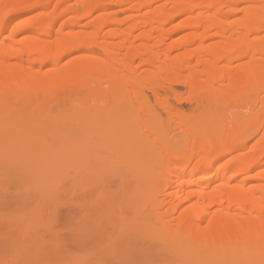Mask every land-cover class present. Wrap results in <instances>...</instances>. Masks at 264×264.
<instances>
[{
  "label": "bare ground",
  "instance_id": "bare-ground-1",
  "mask_svg": "<svg viewBox=\"0 0 264 264\" xmlns=\"http://www.w3.org/2000/svg\"><path fill=\"white\" fill-rule=\"evenodd\" d=\"M68 1L0 0V113L14 118L15 109L21 111L18 104L26 103L31 107L34 104L39 105L40 109L34 106L35 111L39 109L40 111H36L38 114L48 116L51 114L52 104L57 101L56 90L60 91L58 87H75L76 92L80 93V99L83 93L82 98L84 97L85 101L82 102V99V103L96 100L97 108H108L116 119L112 124L113 128H126L132 121L137 123L136 120H145L143 129L148 132L145 137L149 136L150 140L159 144V147L155 145L154 149L157 147L156 152L159 150L161 154L158 151L155 156L154 149H151L156 143L151 140L149 146V143L145 142L148 143L146 146H149L153 156L151 155L150 159L147 158L148 155L145 157L148 160L145 161L148 168L144 171L151 169L152 174L148 172L149 176L148 173L146 175L151 181L155 180L156 184L158 182L162 189L157 198L154 194L153 200L149 198V207L148 204L147 207L143 206V202L139 203L142 200L139 201L140 196L135 197L138 201H133L132 192L135 187L132 192L131 187L137 184L133 182L134 173H130V168L126 173L119 166L118 161L126 162V157L123 158L125 152L121 158L118 153L117 157L105 160H98L96 157L97 161H94L95 155L94 159L91 157V161L92 153L87 152L85 159L88 157L90 160L87 159L88 163L83 167L76 166L77 162L75 165H67L69 168L64 166L67 172L69 171L68 176L71 174L70 182L64 180V183L59 179L62 182L60 183L56 180L55 185L53 184V192L55 186L57 189L55 195H46L49 199L46 196L36 199L30 195L33 191L30 190V194L28 191H22L21 178H27L26 173L33 168L28 167L32 161L37 160L41 152H36L37 154L28 159L21 156L12 157V154H9L8 158L0 161V200L7 202L5 208L10 214V220L17 214L21 215L23 211L25 213L29 205H33L34 211L39 206L40 210H37L40 213L37 211V214H46V218H43L52 232L53 248L57 255L54 259L41 257L36 264H73V257L79 258L78 261L74 260L75 264H96L95 259L98 262L128 259L163 264H211L212 256L208 258L210 263H207L206 256L202 260L203 263L198 262L206 253L213 256L223 254L221 258L226 263V259L233 260L236 255L234 252H240L243 246L251 249L254 247L255 251L259 252L257 258L261 259L254 264H260L264 258V169L252 177L246 173L253 167H260L264 156V95L255 91L258 82L264 87V35H259L264 31V0H164L155 8L153 6L158 0H80L77 8L72 7ZM25 2L27 6L23 4L24 7H21L24 10L52 5L53 8L46 17L39 16L26 23L20 21L15 26L12 22L22 10L18 6ZM63 4V9L72 14L68 24L73 25V28L84 25L86 30L76 29L69 35H63L61 27H57L60 14L64 11L58 14V7L61 8ZM10 7H15L14 10L18 11L13 12L12 8L11 12ZM113 7L127 15L123 18L117 17L115 10L113 14L109 11ZM197 8L203 11H200L199 15L183 18L184 23L180 22L184 26L187 24L188 29L192 27L195 30L172 40L178 29L175 26L165 29V26L176 20L178 14L193 12ZM225 8L229 12H224ZM230 11L243 14L229 21L228 17L232 15ZM97 12L100 14L94 15ZM92 15L95 17L85 24L82 22ZM124 25L127 26L122 28ZM108 27L111 29L106 34L104 30ZM22 31L32 33L22 40L21 46L19 36ZM253 33L257 35L251 37ZM215 37L224 39L205 45L207 40ZM114 38H118L117 41H113ZM64 46H67V53L79 49H84L86 53L61 68L55 67L59 57L67 55ZM182 48L183 51L174 54L175 50ZM97 49L102 53L97 52ZM245 58L249 60L243 61ZM223 60L226 63L220 65ZM34 61L54 67L41 73V70H36L33 66ZM235 61L242 62L233 66ZM103 78L108 80L104 82ZM177 85L189 89L190 97L177 99L176 95V102L194 103L198 113L186 117L184 115L183 119V113L177 111L171 103L169 94L161 95L160 91L175 93L174 87ZM260 86L259 90L262 89ZM147 92L153 93L154 101ZM236 92L239 93V100L230 98H238ZM108 98H111L109 105L106 102ZM102 104L105 106L102 107ZM4 110L6 113H3ZM95 111L88 112V115H93L92 120L91 115L85 119L89 126L95 123V117L99 114H94ZM162 112L167 115L168 125L170 129L172 127L171 132L175 126L177 128V117L180 116L179 122L184 125L179 128L188 130L185 132L188 139L184 137L180 142H173L171 145L169 140L157 134L156 126L153 125L161 119ZM64 116L65 114L62 118ZM19 125L17 128V125H14V145H18L17 137L21 141L26 139L24 141L27 142L30 134L41 131L39 125L36 129L31 128L29 124ZM251 127V137L260 132L261 137L252 152L247 154L245 151L241 152V149L246 147V139L251 137H241L248 133ZM56 130L50 132L51 139L48 138V144L51 146H47L53 147L55 142L59 146L61 144L62 148L64 144L65 148L70 146L72 139H61L64 133L57 139L59 129ZM141 135L143 136L140 137L139 134V137L143 140L144 131ZM46 138L44 136V139ZM2 139L0 137V140ZM144 139L146 141V138ZM230 140H233L232 145L223 150L222 146ZM232 151L239 153L231 156L233 159L229 162L226 160L219 166L223 180L217 184L221 178L216 176L219 180L211 190L209 187L204 188L207 186H204V183L210 181L202 179V185L200 177L197 180L195 177L181 178L180 182L177 178L172 180L173 172L178 170L181 175H192L197 171L209 173L220 159L226 156L225 153ZM63 158L65 160V156ZM143 161L138 160V168ZM7 163L20 164L18 169L11 173H15L14 176L10 174V170L14 168L8 170ZM140 168L143 171L142 167ZM189 170L191 171L188 172ZM158 176L161 178L158 179ZM210 180L214 181L213 178ZM209 184L212 183H208V186ZM144 185L145 183H142L143 187ZM185 189L189 190H186L188 200L185 201L186 196L185 199L182 197V203L186 204L189 199L192 201L182 209L179 194L182 192L180 195H183ZM56 192H59V195L66 194L65 197L63 195L64 199L57 201ZM49 196H54L55 199L50 200ZM131 197L132 205L129 201ZM132 201L137 205H133ZM177 202L181 203L180 208ZM38 215L36 219H39ZM9 221H4L7 227L13 225ZM69 227L74 230L67 231ZM0 228L3 230L4 226L0 224ZM3 236H0V248H4V243L10 238H7V234ZM63 252L70 253L69 256L72 257L63 256ZM212 264L221 263L214 259Z\"/></svg>",
  "mask_w": 264,
  "mask_h": 264
},
{
  "label": "rangeland",
  "instance_id": "rangeland-1",
  "mask_svg": "<svg viewBox=\"0 0 264 264\" xmlns=\"http://www.w3.org/2000/svg\"><path fill=\"white\" fill-rule=\"evenodd\" d=\"M79 1L80 0H69L68 3L72 7L77 8L80 4ZM162 2H164V0L156 1L153 8L157 7L158 4H160ZM23 4L27 6V3L25 2V3H21V6H18V8H21ZM24 5H23V7H24ZM63 7H64V4L61 6V8H60V6L58 7V9H59L57 11L58 14L61 13L65 9V8L63 9ZM12 8L13 7L9 8V9H11V12H12ZM52 8H53V5L51 7L50 6L49 7L43 6V7H40L38 9H30V10L28 9L29 11L27 9L24 10L23 8H21L24 11L21 10L22 13L20 12V14L18 15V18L15 19L16 22L14 20L12 23L15 24V26H17V22L20 23V21H21V23H26V22H31V21L35 20V18H37L39 16L46 17L48 15V13H50ZM14 9H15V7L13 8V12L18 11V10H14ZM113 10H115V12ZM109 11L110 12L112 11L111 12L112 14L114 12V14L117 17L119 16V18H121V17L123 18L127 15L121 11H116V7H113ZM200 11H203V9L197 8V9L193 10V12L187 11V12H184L183 14H178V16L176 17V20L172 21L171 23H168V25L165 26V29L166 28H174V26L177 27L178 32L173 37L172 40L178 39V37H180V35L183 36L184 35L183 33H186V32L190 33V31L195 30V28H192V27H189V29H188V25L186 23L185 24H186L187 28H186V26H184V24H181V23L185 22V20H183V18L185 19V17L191 16V15L196 16ZM99 12L94 13V15L97 16V14H100ZM224 12H229V10L226 9ZM70 13L71 12H69V11L66 12L64 10L62 12L63 15L60 14L61 16L59 18L57 27L58 28L61 27L63 35H69V34H71L72 30L74 31L76 29L86 30L83 23L85 24L87 21H89L90 19L95 17L94 15H92V16H90V17H88L82 21L83 23H81V24L83 26L73 28L74 27L73 25L68 24V23H70L69 22L70 16L72 17V14L70 15ZM231 13H232V15H229L227 13V15H229V17H228L229 21L237 19L238 17H241V15L243 14V12H237V11L231 12ZM65 14H67V15H65ZM66 21H68V22H66ZM13 24L11 25L12 28L14 26ZM126 26L127 25H124V27H122V28H125ZM110 27L115 28L116 26L115 27L110 26ZM110 27H108L104 30L106 34L108 33V30L111 29ZM7 31H9V29H7ZM31 33L32 32H30V31H25V32L22 31V33L19 36V40H21V46H22V40L28 38L31 35ZM255 35H257V34L253 33V35L251 37H253ZM259 35L260 36L264 35V31ZM43 38H45V37H43ZM117 39L118 38H116V39L114 38V40L113 39H111V40L117 41ZM220 39H222V38L221 37H215L211 40L209 39L206 41L205 45L206 44L210 45V43L220 41ZM223 39H224V37H223ZM68 46H69V44H68ZM66 47L67 46H64V48H66ZM83 50L81 51V49H79V51L75 50L72 53L71 52L67 53V48H66L65 53H67V55L63 54L62 58L60 56L58 59L59 62L57 63V65L55 67L61 68L65 65H67L70 61L74 60L75 58L82 57V55L86 53V51L85 50L83 51ZM180 50L183 51L184 48L175 50L174 54L179 53ZM96 51L102 53L98 49ZM248 60H249V58L243 59V61H248ZM241 62L242 61H235L233 66L238 65ZM220 63H221L220 65H223L224 63H226V61L223 60ZM33 66L35 67L36 70L37 69L41 70V73H44L45 71H49L50 69H52L54 67L50 64H46V63L42 64V63L37 62V61H34ZM106 79L107 78H103L102 80L105 82ZM258 83H256L257 86H255L256 87L255 91L259 95H264V89H263L264 87H262L263 86V85H261L262 83H259L261 86ZM66 86H69V85H66ZM259 86H260V89L262 87L261 90H259ZM61 87H58V88H60V91L56 90L57 101H55L52 104V106H51L52 108L50 109L51 114L48 116L41 115L40 113L38 114L36 112L40 109L39 105L34 104L31 107L26 103H24V104L19 103L18 104V106L21 108V111H18L15 109L14 114L12 113L14 115V118L11 117L12 119L9 116H4V114L0 113V117H1V119H0V137L3 138L2 140H0L1 141L0 142V161H1V159L4 160V158L5 159L8 158L7 156L9 154H12V157L21 156V158L28 159V158L34 156L35 154H37L36 152H38V153L41 152V155L38 156L37 160L32 161L31 165L28 167V169H31V167H33V168L29 171L27 169V171L29 172L28 174L26 173V175H28L27 178L24 176H23L24 179L21 178V180H23V181H21L22 191L23 190L26 192L28 191L29 194H30V190H31V192L33 191L34 193L32 192V194H30V195H33L34 197H36V199L39 196L40 197L46 196V195L48 196V195H51L52 193H53V195H55L54 192H55L56 186H55L54 192H53V187L55 185V181L58 180L57 182H59L61 180L62 182H64V180H65L66 182H70L71 181V174L68 176L69 171L67 172L66 167L67 168H69V167L67 165H69L70 163H71V165L72 164L75 165L74 163L77 162L76 166H78L79 168L83 167L84 165H86L88 163V161H87L88 157H87V159H85L87 152L92 153V155L90 156V159H91V157H93V159H94V155H95L94 161H97L96 157H98V160L110 159V157L114 158L115 156L117 157L118 153H120L119 156L121 158V156L125 152L123 158L126 157V159H125L126 162L125 161L123 162L122 160L118 161V162L120 164L119 166L122 167V169H124V172L127 173V171L130 168V170H129L130 173H134L133 182H136L137 184L133 185V188L131 187V192L135 187V189L132 192L133 194L131 193L134 197L133 201L134 200L138 201V199L135 197L140 196L139 201L141 199L142 200L139 203L141 204L143 202L144 204H142V205L146 206V204L149 203L148 202L149 198L153 200V198H152L153 194L157 198V196L160 195L159 191L161 192L162 188H161V186H158V182L156 184L155 180L151 181L150 178L148 177L149 173H150V175L152 174L151 169H148L149 171L147 170L146 172L144 171L148 168L147 162H145L148 160H146V159L152 158L151 157L152 152L148 148L150 146L149 141H151L152 139L150 140L149 136L145 137V135H147L148 132L146 131V129H143V128H145V124H144L145 120L144 121L141 120V122H139V120H136L137 123H134L133 121L131 123L129 122L130 125H129V127L127 126L126 128H113L112 124L114 121H116V119L112 116V114L109 112V110H107L108 109L107 107L104 108V110H100L99 108H97L98 105L96 104V100L89 101L87 104H86L87 101L85 103H82L85 101L84 97L82 98L83 93L81 94V99H80L79 98L80 93L78 94V92H76V90L74 89L75 87L73 88V87L69 86V87H71L69 89L68 88L66 89L65 86H63L62 89H61ZM174 90H175L176 94L173 91H170L168 93H165L164 91H160V93L162 96H166L169 94V99H170L171 103H173V105H175V108L177 109V111H179L180 113H183V115H181V118L184 119V115L186 117V115H189V114L194 115V114L198 113V111H197L198 109H195L196 105L194 103H191V102L180 103V102H176L177 100H175L176 95L178 97L177 99L189 98L190 97V90L189 89H187L183 85H177L174 87ZM259 91H260V93H259ZM236 93H238V92H236ZM236 93H235V95H236ZM147 94L149 95L151 100H153V101L155 100L153 93L147 92ZM237 95H238V98H235V97H230V98L239 100V93ZM69 96L71 97L70 99H69ZM108 97H109V95H108ZM82 99H84V100L82 101ZM106 102L109 105L111 102V98H108V100ZM103 104H102V107L105 106ZM96 105H97V107H96ZM34 106L39 108V109L35 111ZM10 107L12 108L13 105H11ZM15 107H16V105H15ZM95 109H96V111H95ZM105 109H106V111H105ZM117 110H118V108L115 109V111H117ZM91 111L92 112L95 111L94 114L95 113H99V114L97 115V117H95V121H94L95 123L90 124V126H89L86 122L87 120L85 121V119L89 118V116L91 115L90 117L92 120L93 115L92 114L88 115L89 114L88 112L91 113ZM101 111H103V112L100 113ZM3 113H6V111L4 110ZM63 114H65V116L62 118ZM35 115H37V116H35ZM233 115H235V114H233ZM83 116H87V117H83ZM7 117H9L10 119ZM178 117H180V116H178ZM178 117H177V119H178L177 128L181 127V125H184V124H181V122H179ZM181 118H180V121H181ZM231 118H232V116H231ZM155 119H153V120H155ZM167 119L168 118H167L166 113L162 112L161 113V119H158L156 121V123H154L153 126H156L155 128H156V132L158 135H161V136L165 137L167 140H169L171 142V145L174 144L173 142H175V143L180 142L181 140H183L184 137H185V139H188L186 137L188 135H187V133H185L186 131L188 132V130L184 131L185 128H184V130H181L183 128L177 129L175 126V129H177V130H175L173 128L174 130L171 132L172 127L170 129L168 122H167ZM93 120H94V118H93ZM173 121H174V123H176L174 119H173ZM173 121H172V123H173ZM19 123H23V124H27V125L29 124V126L33 129L38 128V125H39L42 133H41V131H40V133H38V132H33L32 134L29 133L30 138L28 137L29 140L27 139V142L24 141L26 139H24V140L22 139L23 141H21V139H19L17 137L16 139L18 140L17 141L18 145L16 144L17 145L16 146V145H14L16 143V140H15L16 134L14 132V130H15L14 125H17L16 126V128H17ZM132 123L135 126L137 124V126L134 127V125ZM179 123H180V126H178ZM169 124H170V122H169ZM36 125H37V127H35ZM12 126H14V127H12ZM20 127H21V125H19V128ZM137 127L138 128L140 127V128L138 129ZM182 127H184V126H182ZM134 128H136V129H134ZM56 129H59V135L57 137L55 134V139H56V137L58 139L59 136L62 135V133H64L63 136H61V139H65L67 137H69V139H70L69 141H71V139H72V142L69 144L70 146H67L65 148V144H64V146L62 145L63 146V148H62L60 142H59V144H60V146H59L58 143H56L54 141L55 146L53 145V147H48L50 145V144H48V138L51 137L50 132H54V130L57 131ZM137 129H138V131H137ZM142 131H144V138H146V141L144 138H143V140H142V138L140 139V137L143 136V135H141ZM251 131H252V127L249 129L248 133L246 132V134L241 138L242 139L248 138V135L251 134L250 133ZM139 132H141V133H139ZM68 133H71V134H68ZM137 133H138V135H137ZM139 134H140V137H139ZM12 136H14V138ZM44 136H46L47 138L44 139ZM251 136H253V135H250V137ZM260 137H261V132L259 134H257L255 137H251V138L246 139L247 140V141L245 140L246 145L244 144V146H246V147L244 149H241V152L245 151L244 153H247V154L252 152L251 151L252 148L256 145L255 143H258L257 141L260 139ZM165 138H164V140H165ZM52 139L54 140V138H52ZM138 139H140V140H138ZM141 140H142V143H141ZM13 141H14V144H13ZM22 142H24V143H22ZM145 142H148L149 146H146V145H148V143L146 144ZM152 142H154V141L152 140ZM50 143H51V141H50ZM154 143H156V142H154ZM232 143H233V140H230L229 142H227L224 146H222L223 150H226L228 146L230 147V145H232ZM2 144H3V147H2ZM155 145L158 146L159 144H157V143L153 144V148H151L152 150L154 149ZM86 147L88 148V150ZM145 148L147 149V151L145 150ZM110 149H111V152H110ZM156 149H157V147H156ZM156 149L153 150L154 153L156 152ZM115 150L117 151V153ZM118 150H120V151H118ZM158 151L159 150H157V152ZM147 152H148V154H147ZM156 153H155V156H156ZM228 153L229 152L224 154L226 156L223 155L224 157L220 159V162H218L216 167H214L211 170V172H209V173H203L202 171H197V172L193 173L192 175H191V173L190 174L185 173L186 175H181V174H179V170H178V171L173 172L172 177H174V179H172V180H175L177 178L176 180H179V182H180L181 178H187L188 179V178H194L195 177V179L197 180L198 177H200L199 179H201V180L205 179L206 181L209 180L210 182H208V183H212V184H209L210 186H208V183H206V182L204 183L202 180V185H203V183H204V186H205V184H207V186L204 188L208 189V187H209V189L211 190L212 188H214L215 185L221 183L223 180V178H221L223 175L221 174V171L218 170L219 166L222 165L223 162L226 160L229 162L231 159H233V158H231V156L236 155L239 152L238 151H232L229 154ZM160 154H161V152H160ZM147 155H148V157H147ZM162 155H163V153H162ZM63 156H65V160H64ZM136 157L138 158L137 160H136ZM145 157H147V158H145ZM59 158H61V162H60ZM159 158H161V157H159ZM90 159H88V160H90ZM93 159H91V161H93ZM115 159H117V158H115ZM139 159H140V162L142 160H144L143 163L145 162L144 163L145 169H144L143 163L141 166H139V168L142 167L143 171L141 170V168L139 169L137 167V165H139V162H138ZM51 160H54V161L52 162ZM85 161H87V162H85ZM79 162H80V164H79ZM81 162H82V164H81ZM137 162H138V164L136 165ZM8 165H9L8 170L10 168H14V169L10 170V171H12V172H10V174L13 173V171L18 169V167L20 166V164L18 165L15 163H9ZM65 165H66V167H64ZM191 167H192V165H191ZM134 168L136 171L134 170ZM159 169H160V167H159ZM261 169H264V156L262 158V163H261L260 167L259 166L257 168L255 167V169L253 167L252 170L246 174L249 175L250 177H252V176L256 175L257 172H259ZM69 170L71 171V169H69ZM22 171H21V176H22ZM190 171L191 170H189L188 172H190ZM23 172H26V171L24 170ZM60 172L62 173V175ZM136 172H137V174H136ZM157 172L155 169V173H157ZM146 173H148L147 174L148 176L146 175ZM218 173L220 175H218ZM14 174H11V175L14 176ZM159 174H160V172H159ZM137 175H138V177L140 176V178H138ZM155 175L156 174H154V176ZM177 175H179V177ZM244 175L245 174H243V176ZM57 176H58V179H57ZM135 176H136V178H135ZM154 176L152 175L153 178H154ZM216 176H220V178H221L220 182H218L219 179H217ZM249 176H247V177H249ZM152 177H151V179H152ZM148 178H149V181H148ZM160 178L158 176V179H160ZM211 178H213L214 181L211 182V180H210ZM16 179H18V178H16ZM67 179H68V181H67ZM135 179H136V181H135ZM137 179H138V181H137ZM5 180H6V178H5ZM156 180H157V178H156ZM61 181H60V183H62ZM143 181H145V182H143ZM146 181H148V184ZM149 182H151V183H149ZM160 182H161V180H160ZM215 182L216 183L218 182V183L216 184ZM60 183H58V184H60ZM142 183H145L144 187L142 186ZM146 184H147V186H146ZM211 186H213V187H211ZM135 190L137 192H135ZM142 190H143V192H142ZM170 190H167V191H170ZM186 190L189 191L188 189H185V192L183 191V195H180V194H182V192H180V194H179V200L181 203H182V197L185 199ZM56 191H57V189H56ZM134 192L136 193V195H134ZM60 194H62V193H60ZM137 194H138V196H137ZM58 195H59V192L56 194L55 198L57 199V201H61L64 199L66 194L65 195L63 194L64 197H63V195H59V196ZM187 195H188V193H187ZM33 196H32V198H33ZM129 196H131V195H129ZM49 197H50V200L52 198H54V196L53 197L49 196ZM155 197H154V199H155ZM131 200H132V197L129 198L130 204H131ZM186 200H188L187 196H186L185 201ZM3 201H5V200H3ZM3 201H1V202H3ZM133 201H132L133 205L136 204ZM191 201L192 200L189 199V202L187 201L188 203L186 202V204L190 205L189 203H191ZM193 201H195V199ZM1 202H0V224H2V226H4V228H3V230L0 228L2 230L0 232V236H2V238H3L4 237L3 235L6 236V234H7L8 235L7 238L10 236V238L8 239V240H10V242L7 239H5L6 237L4 238V240L5 241L7 240V241H6V243H4L5 245L3 244L4 248H2V247L0 248V258H1L0 264H7V262H10V261L18 262V264L20 262L21 263H27V264H36V262L41 257H47L49 259H54L57 254L53 248L54 243L52 241V238H53L52 232L50 230L49 225H47L45 223L46 220H44V219L46 218V214H42L41 216L38 215L40 213L39 206L37 208L34 205V207L39 209V210L35 209V211H34L33 205H31V206L29 205L25 209L26 214L23 211L22 214L20 213L22 216L17 214L15 217L12 218V220H10L11 219V217L9 218L10 214L8 213V210L5 208L7 202L5 201V203L3 202V204ZM180 202L179 203L177 202L178 208H180V206H181ZM179 204H180V206H179ZM186 204L183 202L181 208L183 206L186 207L187 206ZM149 206H150V204H148V207ZM182 209H184V208H182ZM180 210L181 209H179V211ZM37 211H39L38 214H37ZM29 212H30V214H29ZM33 212L34 213L36 212V214H34ZM37 215L39 216V219H36V218H38ZM43 217H45V218H43ZM7 220L8 221L10 220L9 222H12L13 225L7 227L6 226L7 224H5V222H4ZM33 220H35V221H33ZM156 225L158 226L159 224L156 223ZM253 249H254V251H253ZM234 253H236V255L234 257L238 256L237 259H234V257H233V260H231V258H229V260L226 259V263H225L224 259L221 258V256L223 254H221V256H219V255L216 256V254L213 256V254L208 255V253H206L205 255L203 254L202 255L203 257H201L200 258L201 260H199L198 262H202V260L205 259L206 257H207L206 259L208 260L209 256H212L213 259L209 258L210 260H212V262L210 260H208V261L206 260V261H207V263L211 262V264L213 263L214 259L216 261L220 262L221 264H254L261 259V258H259V259L257 258V256H259L258 255L259 252L257 250L255 251L254 247H252V249H251L249 247L243 246V247H241L240 252L235 251ZM69 254L70 253L67 254V252L62 253L63 256H67V255L69 256ZM215 256L217 258H219L220 261L217 260V258H215ZM69 257H72V256L70 255ZM220 258L222 259V261ZM75 259L77 261L79 260L78 257L71 258V261L73 262V264H75V261H74ZM95 261L98 262L97 259H95ZM262 263L264 264V258L260 262V264H262Z\"/></svg>",
  "mask_w": 264,
  "mask_h": 264
},
{
  "label": "snow or ice",
  "instance_id": "snow-or-ice-1",
  "mask_svg": "<svg viewBox=\"0 0 264 264\" xmlns=\"http://www.w3.org/2000/svg\"><path fill=\"white\" fill-rule=\"evenodd\" d=\"M67 231H73L72 227L66 229ZM7 264H18V262L10 261ZM88 264H93V262H88ZM97 264H163V262H151V261H135V260H119V261H101Z\"/></svg>",
  "mask_w": 264,
  "mask_h": 264
}]
</instances>
